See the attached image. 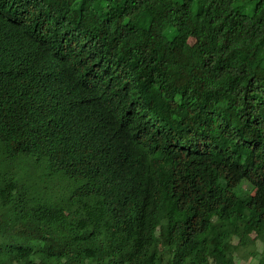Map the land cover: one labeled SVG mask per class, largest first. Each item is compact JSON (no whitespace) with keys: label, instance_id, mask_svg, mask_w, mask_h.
Returning <instances> with one entry per match:
<instances>
[{"label":"trees","instance_id":"trees-1","mask_svg":"<svg viewBox=\"0 0 264 264\" xmlns=\"http://www.w3.org/2000/svg\"><path fill=\"white\" fill-rule=\"evenodd\" d=\"M253 233L264 0H0V264H264Z\"/></svg>","mask_w":264,"mask_h":264},{"label":"rangeland","instance_id":"rangeland-1","mask_svg":"<svg viewBox=\"0 0 264 264\" xmlns=\"http://www.w3.org/2000/svg\"><path fill=\"white\" fill-rule=\"evenodd\" d=\"M244 187L250 194L254 193V189H252L246 183L244 184ZM252 238L256 240V249L261 254L260 259L264 261V244L256 238V235L254 233L252 234ZM234 241H237L236 237L234 238ZM234 256L236 264H256V262L259 260V257L255 258L253 256V250L249 247H237Z\"/></svg>","mask_w":264,"mask_h":264}]
</instances>
